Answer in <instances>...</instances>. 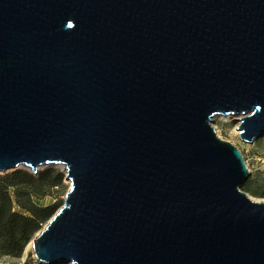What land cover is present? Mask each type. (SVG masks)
I'll use <instances>...</instances> for the list:
<instances>
[{"label":"water","instance_id":"obj_1","mask_svg":"<svg viewBox=\"0 0 264 264\" xmlns=\"http://www.w3.org/2000/svg\"><path fill=\"white\" fill-rule=\"evenodd\" d=\"M220 115L264 134V0H0V173L69 181L37 261L264 264Z\"/></svg>","mask_w":264,"mask_h":264},{"label":"rangeland","instance_id":"obj_2","mask_svg":"<svg viewBox=\"0 0 264 264\" xmlns=\"http://www.w3.org/2000/svg\"><path fill=\"white\" fill-rule=\"evenodd\" d=\"M239 116H214L211 122L217 136L225 140L239 149L242 154V158L248 169V177L245 182L240 186V190L244 192L247 197L255 202H264V134L254 139L252 142H246L240 140L238 132L236 131L237 119ZM15 170L26 171L34 176L37 173H42L49 171L51 176L55 173L61 174V182L58 185L47 186L42 181V189H40V194L38 196H31V201L34 205L38 207H47L50 205H58V209L62 206L65 193L69 188V181L65 180V167L62 165H45L38 168L37 173L33 174L29 169L24 167H19ZM15 170H8L7 172L0 173V178L7 174H11ZM46 180L48 179L45 176ZM9 193L12 199H18L16 196V187L9 188ZM14 210L20 213H26L14 202ZM45 224H42V228ZM29 244V243H28ZM25 247L23 254L19 258L12 257H1L0 264H43L36 260L30 247ZM61 264V263H53Z\"/></svg>","mask_w":264,"mask_h":264},{"label":"trees","instance_id":"obj_3","mask_svg":"<svg viewBox=\"0 0 264 264\" xmlns=\"http://www.w3.org/2000/svg\"><path fill=\"white\" fill-rule=\"evenodd\" d=\"M37 174L15 170L0 178V258H19L34 235L42 229V224H46L59 207H38L32 203L31 196L44 195L40 194L44 184L52 186L61 182V174L51 173L50 176L49 171ZM42 181L45 182L43 185ZM11 187H16V196L20 200L12 199ZM14 202L28 214L15 211Z\"/></svg>","mask_w":264,"mask_h":264},{"label":"bare ground","instance_id":"obj_4","mask_svg":"<svg viewBox=\"0 0 264 264\" xmlns=\"http://www.w3.org/2000/svg\"><path fill=\"white\" fill-rule=\"evenodd\" d=\"M28 247H29V244H28Z\"/></svg>","mask_w":264,"mask_h":264}]
</instances>
